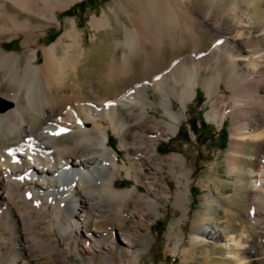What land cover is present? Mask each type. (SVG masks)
I'll return each instance as SVG.
<instances>
[{"label": "bare ground", "instance_id": "obj_1", "mask_svg": "<svg viewBox=\"0 0 264 264\" xmlns=\"http://www.w3.org/2000/svg\"><path fill=\"white\" fill-rule=\"evenodd\" d=\"M76 1L0 0V102L10 104L0 111V253L6 233L21 226L49 264H142L147 238L139 231L150 230L146 222L159 215V199L184 216L189 210L187 157L161 155L158 147L177 135L199 89L207 96L209 122L223 127L230 121V171L251 180L247 203L254 207L252 220L263 224L256 200L264 196V18L250 9L264 0H227L225 6L226 0H203L205 16L182 0H138L135 10L120 4L124 38L105 74L90 71L89 63L100 64L101 37L114 30L109 13L92 15L90 47L72 18L48 43L52 25L62 26L60 13ZM8 35L18 50L7 48ZM192 52L211 56L187 74L177 71L178 58ZM136 60L150 66L149 79L134 77ZM159 60L162 66L152 69ZM221 69L224 87L217 82ZM231 77L239 79L235 87ZM120 80L129 81L112 96L86 94L95 84ZM168 234L177 254L183 238L173 227Z\"/></svg>", "mask_w": 264, "mask_h": 264}, {"label": "rangeland", "instance_id": "obj_2", "mask_svg": "<svg viewBox=\"0 0 264 264\" xmlns=\"http://www.w3.org/2000/svg\"><path fill=\"white\" fill-rule=\"evenodd\" d=\"M182 1L202 16H205V12L209 9L208 4L203 0ZM228 2L226 0L222 6H225ZM120 4L127 5L131 10H135L139 5L138 0H77L70 10L66 13H60L59 20L62 26L52 25L53 33L49 35L48 43L55 42L61 37L65 30V21L72 18L77 19L79 29L84 30L85 41L90 47L94 35V31L89 25L92 15L97 14L100 16L103 12L109 13L114 30L107 28L104 30L103 38L101 37L103 48L100 53V64L97 66L95 62L92 63L91 61L89 63L90 71L94 67L98 69L97 72L105 74L108 71L111 59L115 55L118 56L117 42L124 38L123 22L127 20V17ZM112 8L115 10V14L111 12ZM244 8L249 10L247 6H244ZM250 10L257 16V19L264 18V2L257 8ZM222 32L230 37L236 36L227 27H224ZM4 39L9 44H7L9 50L20 48L17 44L18 41L13 37L8 35L4 36ZM191 40H194V38L192 37ZM207 40L208 38L204 37L201 41L206 42ZM209 56L211 55L197 52L186 53L178 58L177 71L185 69L187 71L185 74H187L192 68L202 65ZM41 57L42 55L39 53V59ZM254 59H257V57H254ZM262 61L264 62V60ZM262 61L260 60V66L264 64ZM135 64L134 77H139L142 74V76L149 79L152 70L150 66H147L146 61L136 60ZM153 64L152 69H158L162 66L160 60L156 63L154 61ZM84 71L86 73L89 70ZM225 74L226 71L221 69L217 76V82L222 87H224V84L221 83V80L225 78ZM248 75L249 72L244 71L242 76L246 78ZM230 79V85L235 87L239 79L232 77ZM124 81L120 80L110 87L106 83L104 85L95 84L86 94L90 99H94L93 95L95 94H101L104 97L112 96L117 89L124 87L129 80ZM120 82L123 84H120ZM165 84H167V80ZM206 102L205 91L199 89L195 100L190 103L186 119L182 122L177 135L169 141H163L158 147V153L161 155L185 153L187 166L192 169L190 203L188 204L189 210L184 216L182 211L173 207L170 202L159 199L161 203L158 207L159 215L146 222V226L150 230H146V232L144 230L139 231V235L147 238V246L142 253V264H264V223L258 225L252 220L254 207L247 203L246 188L248 190L251 180L247 176L230 171L227 157L230 148V121L227 119L223 127L209 122L206 116L209 106ZM174 106L176 109L178 108L176 102H174ZM155 114L160 118L159 113L155 112ZM250 122L253 125H260L254 120H250ZM111 135V144L117 146L116 136H113L112 133ZM247 148V154L251 155L253 149L251 147ZM121 155L124 157V152H121ZM246 160L247 157H244L242 162L245 163ZM248 167L247 169H249ZM145 171L151 172L148 168ZM238 178L245 180H237ZM165 180L171 188L176 186L175 181L168 174H166ZM133 185L132 180H125L127 188H131ZM140 189L144 190L143 187H140ZM256 212L258 215L264 213L263 195L256 200ZM172 227L175 233L183 238L182 247H179L177 254L171 251L172 245L168 233ZM229 227V233L225 236L224 230H228ZM58 240L62 247L59 236ZM3 242L2 245L5 249L4 252L1 251L0 253V264H49L48 259L38 251L29 238L25 237V230L21 226H17L15 231L9 230L6 233V241ZM71 264L79 263L71 261Z\"/></svg>", "mask_w": 264, "mask_h": 264}, {"label": "water", "instance_id": "obj_3", "mask_svg": "<svg viewBox=\"0 0 264 264\" xmlns=\"http://www.w3.org/2000/svg\"><path fill=\"white\" fill-rule=\"evenodd\" d=\"M10 107V104L7 103L6 101H1L0 102V111H4Z\"/></svg>", "mask_w": 264, "mask_h": 264}]
</instances>
